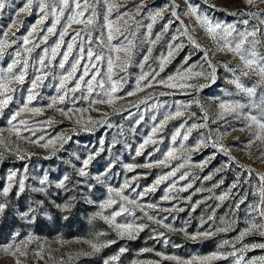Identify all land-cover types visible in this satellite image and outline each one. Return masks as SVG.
<instances>
[{
	"label": "rangeland",
	"instance_id": "rangeland-1",
	"mask_svg": "<svg viewBox=\"0 0 264 264\" xmlns=\"http://www.w3.org/2000/svg\"><path fill=\"white\" fill-rule=\"evenodd\" d=\"M40 2L32 0L31 6L22 10L28 0H5V7L0 10V40L14 41L4 49L3 57L0 58V75H11L7 68L13 60L21 61L13 69L17 74L24 60H28L29 64L25 82H13L10 85L16 91L10 93L13 99L0 114V203L7 204L4 214L0 216V245L11 243L12 234L17 231L20 232L17 241L29 234L36 238L28 245L27 256L17 253L14 257L0 251V264H15L17 258L21 264H105L106 261L108 264H185L186 261L191 264H234L239 256L244 258L241 264H246L251 259L264 256V248L253 247L264 244V235L260 234L259 229H253L240 237L253 223L264 224V218L259 215V211L264 209L261 203L264 180L260 179L264 176V144L255 138V134L260 132L258 126L253 124L248 127L251 121L246 118L247 114L261 115L260 98L264 97L261 77L229 71L239 70L241 60L224 47L219 35L213 39L205 27L196 21V17L184 15L188 7L185 0H175L179 5V20L170 15L173 0H143L144 7L139 10V14L135 5L140 4L141 0H108L116 6L109 17L113 28L120 26L135 44L126 68H122L120 62L115 60L117 55L123 56L124 53H116L100 42L109 43L104 27L107 23L104 19L108 14L107 5L104 0H89L91 7L86 16L91 15L94 8L93 25L73 24L53 60L51 49L59 41V34L67 24L68 16L78 10L74 4L64 9L55 34H49L46 30L56 18L51 9L55 6L58 14L62 6L60 0H44L48 5L45 9L48 18L38 23L45 15V12L40 11ZM188 2L198 6L199 14L208 16L213 24H232L240 31L251 30L256 26L264 31V25L254 16L231 15L264 13V4L250 6L245 0ZM160 10H164L162 17L157 18L151 37H148L146 26L152 23L151 16ZM124 12H129L134 18L126 16L123 20L118 19L119 14ZM124 20L128 21L127 25ZM245 20L248 24L243 23ZM169 21L174 22L164 32L163 27ZM180 21L187 27V35L183 34ZM33 27L37 31L29 36L31 42L25 45L23 38L28 36ZM76 31H81V36L76 39L73 52L61 69L59 63L62 54ZM87 32L91 33V44L83 42L89 39ZM131 33H135V36ZM157 34L161 35V39L154 45L150 44L149 39L154 40ZM113 35L112 45L127 44L124 36L115 31ZM45 36L46 41L43 39ZM173 36H178V39L173 41ZM170 43L182 47L168 59L161 72L160 58L167 56ZM80 46L85 49L83 56L78 52ZM89 47L95 53L103 54L105 59L96 62L93 57L90 62L86 57ZM149 47L152 52L148 61L144 62L143 57ZM27 49H31V52ZM45 49L48 50L47 66L41 69L38 60L45 55ZM260 51L264 52V46L260 47ZM205 52L215 68L214 83L204 76L195 75L196 72L212 71L205 60ZM78 56L80 64L77 71L61 89V77L71 70V64ZM109 57L114 62L113 80L120 81L117 91L112 93L118 99L111 105L93 103L108 99L105 93L111 88L107 77ZM92 63H96L95 68ZM84 67L89 68L85 81L98 70L97 80L104 81V88L98 87L93 81L94 90L91 94L84 83L80 90L74 93L69 91L75 86ZM189 67L192 68L190 77L177 82L191 87L168 88L156 83L183 73ZM155 72H159V75L153 80V86L137 91L139 76L150 73L148 79L142 82L147 84ZM37 75L43 76V79L37 82V88L32 89L31 82ZM237 76L245 87L256 88L255 97H249L229 82ZM201 85L205 87L201 88ZM129 92L134 94L127 95ZM65 93V100L61 103L58 97ZM30 94L34 99L28 102ZM53 98H57L55 103ZM222 103H239L244 107L221 117ZM25 104L29 108H40L42 112H22L13 121L20 132V137H17L16 130L8 121ZM177 110L182 115L175 116ZM166 116L172 118L153 135V127H159ZM21 120H26L27 126L20 124ZM193 124L198 127L188 133L187 140H183L182 136ZM201 124L205 127H199ZM178 130L181 135L173 142L172 136ZM149 136L156 143L149 142L141 154L136 155L139 146ZM37 140L39 144L34 143ZM250 140L254 142L249 146ZM48 141L53 143L47 148L41 146ZM201 141L204 143L198 150H190L195 149ZM213 141H218L230 151L225 153L218 150V147L212 146ZM170 150H174L173 156L168 157L165 164L157 163L164 160ZM89 156L92 159L85 168L83 161ZM229 157L233 160L229 161ZM148 163L152 167H143ZM129 164L134 166L131 171L125 167ZM181 164L184 167L175 176L155 184L157 179ZM80 169H84L87 174L81 175ZM13 172L16 175L9 181L8 177ZM185 173L186 177L180 179ZM45 175L47 183L42 186L40 180ZM65 176L68 179L63 181L64 187H58ZM209 176L211 179H206ZM21 179L25 191L17 195V181ZM9 183L13 186L9 195L4 197L2 189ZM125 183L129 185L126 188ZM234 183L236 187H232ZM173 184L174 188L171 187ZM188 184L192 187L188 188ZM153 186L155 191H146ZM40 187H46V193L33 191ZM110 188L113 191L110 192ZM181 188L186 190L181 191ZM119 190H122L121 195L116 194ZM166 195L169 197L167 200L164 199ZM129 199L136 203H128ZM109 200L113 203L108 204ZM38 201L43 203L37 204ZM30 204L37 208L33 223H27L18 214L26 211ZM65 205L69 207L65 209ZM122 207L127 211L111 221L112 215ZM149 216L153 219H149ZM128 223L144 225L143 230L135 234V239L118 235L115 225ZM205 232L211 234L202 235ZM193 236L196 238L193 239ZM91 243L97 244L99 251H93ZM245 246L247 250H243ZM121 248L125 251L121 252ZM234 251L235 256L231 255ZM37 252H40V256L36 255ZM214 254L224 258L199 259ZM114 256L118 259L112 260Z\"/></svg>",
	"mask_w": 264,
	"mask_h": 264
},
{
	"label": "snow or ice",
	"instance_id": "snow-or-ice-1",
	"mask_svg": "<svg viewBox=\"0 0 264 264\" xmlns=\"http://www.w3.org/2000/svg\"><path fill=\"white\" fill-rule=\"evenodd\" d=\"M104 2L107 5V13H108L104 17L105 21H107V23L104 25V27L107 29V41L109 43L104 44L103 40H101L100 42L105 47H108V48H111L112 50H114L116 53L123 52L124 55L123 56L117 55L115 57V60L120 62V65L122 68H126L131 61L133 49L135 48V44L133 42V39H130L129 36L125 34V31L122 30V28L120 26H116L115 28H113V22L109 19V17L111 16L113 7H116V6L110 4L108 2V0H104ZM31 3H32V0H28V3L25 5V9H22V10H26L27 8H29L31 6ZM185 3L188 5V7H187V10L184 13V15H190V16L196 17V21L199 24H201L203 27H205L206 32L213 39H215L219 35L220 39L223 40V42H224V47L227 48L228 51L234 52L239 57V59L241 60L242 63H241V68L239 70L238 69H229V71H231L233 73H236L237 71H241L243 73V75H245V76L249 75L250 73L251 74H257L261 77V81L264 82V52L260 51V47L264 46V31H261V29L259 27H256V26H253V28L251 30L240 31L235 27V25H232V24H228V25H221L219 23L213 24L211 22V20L208 18V16H206V15L202 16L199 14L198 6L190 4L188 2V0H185ZM205 3H207V0H205ZM245 3L247 5H250V6H258L260 4H264V0H245ZM72 4L75 5V9H77L78 11H75L74 15L68 16L67 24L63 28V31H61L59 34V41L55 44L54 47H52L51 57L53 60L55 59L58 50L64 44V37L66 34H68V29L71 28L73 24H82V25L91 26L94 23V19H93V17L95 16L94 8H93L92 14L86 16V12L88 11L89 7H91V5L89 4V0H83V3H81V0H60V5L62 7L59 8L58 14H57V9L55 6H53L51 9L52 15H54L56 18L53 21V23L51 24V26L47 28V30H46L47 33L55 34V31L57 29V25L60 23V17L64 15V9L71 7ZM170 6L173 9L171 11L170 15L172 17H174L176 20H179L180 19V13H178V11H177V9L179 8V5H177L175 3V0H173L172 4ZM4 7H5V0H0V10H2ZM47 7H48V5L44 2V0H41L40 11L45 12V9ZM135 7L137 9V14H139V10L144 7L143 0H141L140 4L135 5ZM213 7H215V5H213ZM163 11L164 10L157 11V12H155L154 15L151 16L152 23H150L146 26L148 37H151L152 27L156 23L157 18L162 17ZM231 15L254 16L260 20V24L264 25V13H259V12L231 13ZM126 16L129 17V19L134 18L130 15L129 12L120 13L117 18L120 20H123L124 17H126ZM47 18H48V13L45 12V15L43 17H41V19L38 21V23H43ZM173 22L174 21H169L168 24H165L163 27V31L167 32L169 24H171ZM243 23L248 24V21L245 20V21H243ZM124 24L127 25L128 21L124 20ZM180 25H181V28L183 29V34L187 35L188 30H187V27L183 25V21H180ZM36 31H37L36 27H33L32 30L28 33V36H25L23 38L25 45H27L31 42L29 40V36H31L32 33L36 32ZM81 31H86V29H82ZM81 31H76L75 35L72 37V42L67 44V50L62 54V60L59 63V68L63 69L65 67V62L68 61L69 55L73 52L74 45L76 44V39L81 36ZM114 31L116 33L124 36L125 40L127 41V44L121 43L120 46L112 45L111 41L114 39V35H113ZM177 31L179 32L180 29H177ZM87 35H88L89 39L87 41H83V42L91 44V39H90L91 33L87 32ZM131 35L135 36V33H131ZM229 37H231L232 39H229ZM43 39L46 41L47 36L43 37ZM160 39H161V35L157 34L155 36L154 40L149 39L148 42L150 44L154 45ZM176 39H178V36L172 37L173 41H175ZM189 39H191V38L189 37ZM10 43H14V41H9L7 39L0 40V58L3 57L4 49H6ZM192 43L195 44V41H192ZM36 46H38V45H36ZM196 46L199 47V45H196ZM181 47H182V45H174L172 43L169 44V51L167 52V56H162L160 58L159 71L162 72L164 70V65L168 62V59L170 57H172L174 52L176 50L180 49ZM27 51L31 52V49H27ZM44 52H45V55L40 57L38 60V64H39L41 69H43L44 67L47 66L45 61L47 59L48 50L45 49ZM78 52L80 53V56H83V54L85 53L84 47L80 46L78 49ZM151 52H152V48L149 47L147 50V54L143 57L144 62L148 61L149 55L151 54ZM16 55L19 56L20 53L17 52ZM80 56H78L75 59V61L71 64V70L66 75H63L61 77V79H60V88L61 89L65 87L66 82H68L73 77V74L77 71L78 65L80 64ZM86 57L90 62L93 60V57H95L96 62H100V61H103L105 59L103 54L95 53L91 47H89L87 49ZM205 60H206V62H208L209 68H211L212 71L210 73L196 72L195 75L196 76H204L205 79H210L214 83L215 82V68L211 64L210 58L208 57L207 52H205ZM185 62H187V60ZM19 64H21L20 60H18V59L13 60L12 63L9 64L8 68H7V72L11 75H0V114L3 113L4 108H6L13 99V97L10 93H13L16 91V89L10 87V85L13 82L18 83V84H23L25 82V73H26V69L29 66L28 60L23 61L22 69L18 74L14 73L13 72L14 67H16ZM92 67L95 68L96 63H92ZM113 67H114L113 59L111 57H109L107 59V77H108L109 83L111 84V88H110V90L106 91V93H105L108 96V99L106 101H104V100L93 101V103L99 102V103H108L109 105H111L115 99H118V97H114L112 95V93H115L117 91L118 84L120 83V81H114L113 80V77H112ZM140 67L143 68V64H141ZM190 74H192V68L191 67L186 69L183 73H177V75H175V76H169L167 78V80L162 79V80L156 81V83L162 84L163 86L168 87V88L191 87V85H186L185 83L177 82V81H182V80L189 78ZM88 75H89V68L84 67L82 74L77 78V82H76L75 86L73 88L69 89V91L74 93L77 90H80L81 84L84 83V84H86L87 92L89 94H91L94 90L93 81L96 82V85L98 87L104 88V81L102 79L97 80V76L99 75L98 70H97V72H94L91 74L90 79L85 81V77ZM149 75H150V73H143L141 76H139V78L137 80V84H136V90L137 91H142L146 87H152L153 86V80H155V77L159 75V72H155L153 75V79L148 81L147 84H142L143 81L148 79ZM42 79H43V76L37 75L35 77V79L31 82V88L32 89L37 88L38 87L37 82L42 81ZM121 79H123V78H121ZM229 82L234 84L237 89L241 90L242 92L247 93L249 97H255L256 96V88L255 87H245L241 83L239 76H237L233 80H230ZM200 87L201 88L205 87V85H201ZM133 94H134V92L127 93V95H133ZM65 95H66V93L62 94L58 97V99L61 103L64 102ZM27 99H28V102H31L34 99V96L32 94H30ZM56 99L57 98H53V103H55ZM51 106L52 105H49V107H51ZM220 107H221V109H223V112L221 113V117H223L225 113L235 112L238 108L244 107V105L239 104V103H237L235 105L222 103L220 105ZM259 107H260V113H261L260 117H257L256 115L247 114L246 118L251 121V123L248 125V127H252L253 124L258 126L260 132L255 134V138L258 140H261V143L264 144V97L260 98ZM24 111L31 112V113H41L42 109H40V108H29L28 105L25 104L22 108L17 110L10 117L8 123L10 125H12V128L14 130H16L17 137H20V132L18 129H16V125L13 124V121H15L17 119V117L20 116L21 113ZM60 111L64 112L63 109H60ZM64 114L66 115L67 113H64ZM180 115H182V112L180 110H177L175 113V116L178 117ZM171 118H172L171 116H166L164 118V121H162L160 123L159 127H153V129H152L153 135H155L157 133V131L159 130V128H162L164 126V123L168 119H171ZM20 124L27 126V121L21 120ZM197 127L198 126L196 124L189 126L187 129V133H185L182 136V139L187 140L188 139V133H190L192 131V129L197 128ZM199 127H205V125L201 124V125H199ZM241 130H243V129H241ZM180 135H181V133L178 130L176 132V134H174L172 136V141L175 142L177 137ZM21 138H23V137H21ZM24 139H27V138H24ZM40 139H43V137H41ZM149 142L156 143V141L153 139V137L149 136L139 146V148L137 149L136 155H140L141 150ZM253 142L254 141L250 140L249 146ZM34 143L39 144V140L34 141ZM51 143H53V141H48V143L41 145V146L47 148L49 146V144H51ZM203 143H204V141H201L200 143H198L196 145L195 149H190V150H198L199 147ZM212 146L218 147V150L223 151L225 153H228L230 151L228 148L224 147L222 144H219L218 141H213ZM181 147H183V145H181ZM173 152H174V150H170L167 153L166 158L164 160L158 161L157 163L165 164L167 158L173 156ZM91 159H92V157L89 156L88 159L83 161L85 168L88 166L89 161ZM232 160H233V158L229 157V161H232ZM206 162L207 161H205V163ZM125 167L130 171L133 170V168H134V166L131 164L125 165ZM143 167H152V164L148 163V164L143 165ZM183 167H184L183 164L179 165L175 170H173V171L167 173L166 175L161 176L159 179H157L155 184L158 185V184H160V182L162 180H165L170 176H175L176 172L179 171V169L183 168ZM217 171H219V169H217ZM246 171H250V170L246 169ZM80 174L86 175L87 173L84 171V169H80ZM15 175H16L15 172L11 173L8 177V180L12 181L13 178L15 177ZM186 175H187L186 173L182 174L180 179H184L186 177ZM47 179H48L47 175H45L44 178L40 180V184L42 186L45 185L47 183ZM67 179H68V177L65 176L63 178V180L60 181L57 186L58 187H64L63 181L67 180ZM206 179H211V176L206 177ZM260 179L264 180V176H261ZM221 183H222V181H221ZM17 184H18L17 195H19L25 191V184H24V181L22 179L17 181ZM12 186H13L12 183H9L7 187H4L2 189V195L4 197H7L9 195V192H10V189L12 188ZM128 186L129 185L127 183H125L124 187L126 188ZM171 187L174 188L175 184H173ZM187 187L191 188L192 185L188 184ZM232 187H236V184L234 183L232 185ZM180 190L184 191L186 189L181 188ZM33 191L46 193L47 189H46V187H40V188L33 189ZM109 191L111 192V191H113V189L110 188ZM146 191H155V186L146 189ZM121 192H122V190H119L116 192V194L121 195ZM139 195L142 196L143 193H140ZM122 199H127V198L122 197ZM164 199L167 200V199H169V197L166 195L164 197ZM220 199H224V197H220ZM36 203L42 204L43 201H38ZM107 203L111 204V203H113V201L109 200ZM128 203L135 204L136 201L129 199ZM241 203H243V201H241ZM261 203L264 204V189L261 190ZM68 207H69L68 205L64 206L65 209H67ZM148 207H154V205H148ZM6 208H7L6 203H0V216H2L4 214ZM124 211H127V209L122 207L119 212H116L115 214L112 215L111 221H115L116 216L120 215ZM36 212H37V208L33 207L30 204L26 211L19 212L18 214L27 223H33L35 220V213ZM145 215H147V213H145ZM259 215L261 218H264V209H261L259 211ZM148 218L153 219V217H151V216H149ZM105 219L107 220L109 218L105 217ZM115 227L118 230V235H120L121 237L127 236V238H129V239H135V234L138 233L139 231H142L144 228V225L134 226L133 224L128 223V224H116ZM253 229H259L260 234L264 235V224L253 223L249 229L245 230V232H242L240 234V237L242 238L245 234H247L248 232H251ZM223 230L224 229H221V231H223ZM210 234L211 233H209V232H205L202 235L208 236ZM17 237H20L19 231L14 232L12 234V238H11L12 242L11 243H9L7 245H0V251H3L4 253L11 255V256H14V257L17 255V253H19L21 256H27V254H28L27 253V247L36 238L33 235L29 234L26 238L17 241ZM192 238L195 239L196 237L193 236ZM21 245H23V248L21 247ZM91 247H92L93 251H99V247L97 246V244L91 243ZM253 247L264 248V244L254 245ZM243 250H247V246H245V249H243ZM120 251L124 252L125 249L121 248ZM36 255L40 256V252H37ZM231 255L235 256L236 252L234 251L233 253H231ZM218 258H224V257L217 256L214 254L213 256L203 257V258H199V259L211 260V259H218ZM116 259H118V257H115V256L112 257V260H116ZM171 259H176V258L171 257ZM194 259H196V258H194ZM243 259H244L243 256L237 257L234 264H241V261H243ZM257 260L259 261V264H264V256H260L258 258L251 259V260L247 261L246 264H257ZM15 264H21V261L19 260V258L16 259ZM105 264H108V262L106 261ZM185 264H191V262L186 261Z\"/></svg>",
	"mask_w": 264,
	"mask_h": 264
}]
</instances>
